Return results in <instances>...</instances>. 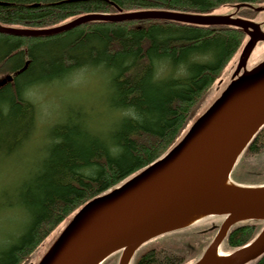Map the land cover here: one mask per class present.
Masks as SVG:
<instances>
[{"label":"trees","instance_id":"16d2710c","mask_svg":"<svg viewBox=\"0 0 264 264\" xmlns=\"http://www.w3.org/2000/svg\"><path fill=\"white\" fill-rule=\"evenodd\" d=\"M0 1L7 3L0 5L1 26L43 29L93 13L165 10L209 14L218 6L231 4L235 8L237 3L253 0ZM252 12L243 7L236 15L247 17ZM247 40L235 27L170 20L90 21L54 36L0 33V75H13L0 86L3 154L19 149L34 132L36 115L25 95L32 86L84 66L102 69L110 87V132L106 135L87 129L73 112L63 124L50 127V145L43 159L17 186L15 202L10 205L28 213L29 222L15 243L0 248V264H30L59 224L172 149L182 138L188 118ZM25 61L28 63L21 69ZM229 177L239 185H264V125ZM212 221L167 232L178 235L207 228L199 232L205 234L204 245L191 264L203 256L217 232ZM263 226L264 220L235 223L220 250L228 253L248 244ZM194 245L190 243L189 249ZM114 253L100 264H108ZM184 253L188 255L187 249L152 248L132 264H182ZM251 262L264 264V253Z\"/></svg>","mask_w":264,"mask_h":264},{"label":"water","instance_id":"95a60500","mask_svg":"<svg viewBox=\"0 0 264 264\" xmlns=\"http://www.w3.org/2000/svg\"><path fill=\"white\" fill-rule=\"evenodd\" d=\"M240 7L264 11V6L254 7L246 2L236 5V9ZM138 19L241 29L248 42L241 52L235 80L239 75L251 72L246 70L248 56L257 42H264L260 24L244 18L165 10L86 14L48 30L23 32L0 26V32L55 35L93 20L118 22ZM11 79L12 76L1 79L0 86ZM234 81L167 155L112 189L106 199L97 201V197L86 204L75 219L89 211L92 216L75 226L72 225L75 219L69 222L42 264H100L117 251H121L118 264H130L141 244L158 235L189 226L183 225L182 221L193 215L225 216L211 244L194 264H223L236 258L242 260L240 264H244L262 255L264 228L248 246L221 254L220 259L205 260L210 247L218 249L235 223L264 220V185L235 184L232 189L210 184L209 177L218 170L224 176L230 175L249 141L264 125V71L241 88H236ZM94 202L97 204L92 210L89 209Z\"/></svg>","mask_w":264,"mask_h":264},{"label":"rangeland","instance_id":"374dc122","mask_svg":"<svg viewBox=\"0 0 264 264\" xmlns=\"http://www.w3.org/2000/svg\"><path fill=\"white\" fill-rule=\"evenodd\" d=\"M250 3L254 7L264 6V0H253ZM239 9L235 8L236 14ZM248 9L253 12L250 13L247 17L240 14V16H237L260 24V27L264 32V11L257 12L253 9ZM209 14L213 16H226L229 14H233V8L231 4H227V6H218L211 10ZM247 42L248 40L243 44L241 51L237 52L235 56L230 60V62L226 65L220 77V81L214 84V86L209 90L207 95H205L198 108L188 118L182 130V137L189 132V130L199 120V118L213 106V104L221 97L224 91L233 83V81L235 80L234 75L236 72V67L239 63V60L237 63V59H239L241 52ZM246 70H256V73L263 72L262 70H264V42H258L252 49L246 62ZM241 73L242 71L239 72V74ZM4 75L5 74L0 75V77ZM239 76L237 78H239ZM107 78V75L105 74V72H103L102 69L89 68L77 72L75 74V77L70 81H68V79L64 80L63 82H61V80H57L52 84H48V86H46V84L38 85L37 88L32 90L31 101L34 104L38 105L39 108V117L37 125L32 135L33 139H36L37 141H34L33 139L30 141V144L35 147V150L33 152V158L27 162L25 160H19L15 155L11 157L0 156V204H3L4 202H6V200L12 199L13 190L16 187V183L26 173H28L34 168L37 160L40 158L41 155H43V146H45L47 141H49L48 131L50 127L53 124L59 122L61 118L65 117L66 109L69 107V105L70 108L84 106L86 107L85 111L89 108L90 105L95 106L97 110L106 109L108 87ZM108 119L109 118H105V120ZM24 155L25 152L22 154L21 157H23ZM14 216L15 213L10 208L0 209V225L5 229H11L13 226V222H10V220ZM70 220L71 218H67L66 220H64L61 224L57 226L55 230H53L47 236L42 245L32 256V260L30 259V264H42L47 259L44 258L45 255L47 254L48 257L50 251L54 248L57 239L64 231L66 226L69 224ZM223 220L224 219H222L221 222H223ZM203 228L207 229L205 227ZM203 228H199V232H201ZM195 232L197 233V231L195 230H190L185 234L178 235L166 233L165 235H158L154 238H151L145 241L136 249L130 264H132V261L135 258L143 254L148 249H158L162 247H175L187 249L188 255H185V253L183 254L182 264H191L195 261L194 258L200 251L201 246L204 245L205 234L199 232L196 234ZM195 240H197V242H195ZM190 243L195 244L191 249H189ZM120 254L121 251L115 252L112 255L108 264H118ZM225 254H227V252ZM252 263L253 262L249 261L244 264Z\"/></svg>","mask_w":264,"mask_h":264},{"label":"bare ground","instance_id":"6f19581e","mask_svg":"<svg viewBox=\"0 0 264 264\" xmlns=\"http://www.w3.org/2000/svg\"><path fill=\"white\" fill-rule=\"evenodd\" d=\"M69 2H71L72 0H68ZM249 3V2H247ZM7 3L6 2H2L0 1V5H6ZM239 4V3H237ZM235 4V8H236V5ZM224 6H227V5H224ZM233 6V5H232ZM233 8V14H229V15H232V17L236 14L235 12V8ZM121 13V12H119ZM118 13V14H119ZM94 14V13H93ZM95 14H101V15H110V14H104V13H95ZM208 15V14H207ZM210 15V14H209ZM83 16V15H81ZM79 16L75 17V18H72L68 21H66L65 23H61V24H58L56 26H53V27H50V28H43V29H30V28H25V27H22V26H16L14 28H11V27H7V28H10V29H16V30H20V31H23V32H28V31H39V30H48V29H51V28H55V27H59V26H62L63 24H66L76 18H78ZM140 20V19H138ZM147 20H152V19H147ZM93 21H109V20H93ZM110 22V21H109ZM85 24V23H84ZM83 25V24H81ZM81 25H78V26H81ZM1 26V25H0ZM76 26V27H78ZM5 27V26H3ZM74 27V28H76ZM73 29V28H71ZM71 29H68V30H71ZM66 30V31H68ZM66 31H63V32H66ZM61 32V33H63ZM1 33V32H0ZM61 33H58V34H61ZM4 34H10V35H14V34H11V33H4ZM245 34V33H244ZM57 35V34H55ZM246 35V34H245ZM15 36H54V35H27V34H20V35H15ZM259 42H262V41H259ZM258 43V42H257ZM256 43V44H257ZM240 55V54H238ZM235 56V55H234ZM233 56V57H234ZM232 57V58H233ZM238 60H240V57L239 59H237V63H238ZM28 63V61H25V64L24 66L21 68V69H24L26 64ZM86 69H89L87 67H79V68H76L72 71H70L68 74H66L64 77L62 78H59V79H55L49 83H39V84H36L34 86L31 87V90L26 93V100H28L34 107V111H35V115H36V125H37V121H38V117H39V108H38V105L34 104L31 99H32V90H34L35 88H37L38 85H44L46 84V86H48V84H52L54 82H56L57 80H61V82H63L64 80H67L70 81L72 80L74 77H75V74L81 70H86ZM257 70V69H256ZM256 70H253L251 71L250 73H244L242 76H240L239 78H237L235 81H234V85L236 88H241L242 86H244V84H246L247 82H250L254 77H256L258 74H261L262 72L260 73H256L255 71ZM264 71V70H262ZM19 72V71H18ZM7 76H12L13 78V75L11 74H6L2 77H0V80L7 77ZM12 80V79H11ZM10 80V81H11ZM10 81H6V82H10ZM108 81V79H107ZM5 82V83H6ZM108 85V84H107ZM2 86V85H1ZM110 87L108 86L107 87V104H106V109L105 110H97V108L93 105H90L88 109H86L85 111V108L84 106H78L77 108H74V107H71L70 108V105L69 107L66 109V115L64 118H61V120L53 125H59V124H63L64 122H66L67 120V115L70 114L71 112L73 113H76L74 114L77 118H79L82 122H84L85 124V127L87 129H89L90 131H92L93 133L95 134H99V135H106L108 132H110ZM38 104V103H37ZM105 118H109L108 120H105ZM202 118V117H201ZM201 118L199 120H201ZM196 124V123H195ZM194 124V125H195ZM36 125H35V128H36ZM52 125V126H53ZM193 125V126H194ZM260 130V129H259ZM258 130V131H259ZM35 131V129L33 130ZM34 133V132H33ZM33 133H31L33 135ZM257 134V133H256ZM256 134L252 137V139L256 136ZM32 135L29 137V139L27 141H25L22 146L17 149V150H14V151H11L7 154H3L2 152H0V156L1 157H11V156H16L19 160H25V161H29L30 159L33 158V152L35 150V147L33 145H31L30 141L33 139ZM251 139V140H252ZM34 141H37L36 139H33ZM251 140L249 141V143L251 142ZM248 143V144H249ZM28 144V145H27ZM50 145L49 141H47V143L45 144V146H43V155L40 156V158L37 160L36 164L34 167L38 166V163L39 161H41L45 155V148L48 147ZM248 146V145H247ZM173 148V147H172ZM172 149H170L167 153H165L163 156L167 155ZM25 152V155L23 157L22 154ZM238 160V159H237ZM30 174V172L26 173L17 183H16V187L14 188L13 190V195H12V199L11 200H6V202H4L3 204H0V209H6V208H10L11 210L14 211L15 213V216L11 218L10 222H13V226L12 228H8V229H5L3 228L1 225H0V248L2 246H6V245H11L13 243H15L18 239V237H20L23 233H24V230L27 226V223L29 222V215L28 213H25L23 210H20L19 208L15 207V206H10V205H13L15 200H14V197H15V192H16V188L17 186L22 182L24 181L25 179L28 178V175ZM230 176V175H229ZM228 175H223L222 171L221 170H218L217 172H215L214 174H212L209 178H210V184H218V185H221L223 187H227V188H232L234 189L235 188V183L232 182V180L230 179ZM239 185V184H237ZM244 186H249V185H244ZM260 186H263V185H260ZM110 190L106 191L105 193L101 194V195H98V200L97 201H102L103 199H106L110 194ZM95 197V198H97ZM94 198V199H95ZM94 199H92L91 201H93ZM90 202V201H89ZM88 202V203H89ZM86 203V204H88ZM85 204V205H86ZM97 203L94 202L92 205L89 206V209H93L94 206L96 205ZM84 205V206H85ZM82 206L75 214L74 216H72L70 222H72L76 215L79 213V211L84 207ZM92 216V212L89 211V212H86V213H83V214H80L77 216V218L74 220V223H72V225L75 226V224L78 225V223H81L83 222L84 220H88L90 217ZM221 218V219H220ZM223 215H210V216H207V217H202L200 215H193V216H190L188 217L187 219H185L184 221H182V224L183 225H188L191 227V226H194V225H197V224H200L202 223L203 221H209V220H212V224L213 226L215 227H218L217 231L219 230V227L221 226V224L223 222H221V220L223 219ZM225 219V218H224ZM224 221V220H223ZM221 222V224H220ZM220 224V225H219ZM71 225V226H72ZM219 225V226H218ZM70 226V227H71ZM264 228V226H263ZM263 228L261 229V231L263 230ZM260 231V232H261ZM217 233V232H216ZM260 234V233H259ZM258 234V235H259ZM216 235V234H215ZM257 235V236H258ZM154 238V237H153ZM253 241V240H252ZM251 241V242H252ZM250 243V242H249ZM246 244V246L249 245ZM42 245V244H41ZM40 245V246H41ZM221 246V244H220ZM220 246L218 247H215V246H211L210 249L207 251L206 253V256H205V260H212V259H220L222 258L220 255L221 254H225L223 251L219 250L220 249ZM230 253V252H229ZM44 258H47V254L45 255ZM132 260V259H131ZM131 262V261H130ZM242 262V260L240 259H232V261H230L229 263H223V264H240Z\"/></svg>","mask_w":264,"mask_h":264},{"label":"flooded vegetation","instance_id":"af4514ba","mask_svg":"<svg viewBox=\"0 0 264 264\" xmlns=\"http://www.w3.org/2000/svg\"><path fill=\"white\" fill-rule=\"evenodd\" d=\"M233 17H239V16H237V15H234Z\"/></svg>","mask_w":264,"mask_h":264}]
</instances>
